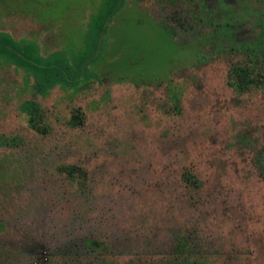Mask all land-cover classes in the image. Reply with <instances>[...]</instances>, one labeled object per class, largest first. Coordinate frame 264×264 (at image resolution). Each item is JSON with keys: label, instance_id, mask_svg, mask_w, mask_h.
I'll list each match as a JSON object with an SVG mask.
<instances>
[{"label": "rangeland", "instance_id": "obj_1", "mask_svg": "<svg viewBox=\"0 0 264 264\" xmlns=\"http://www.w3.org/2000/svg\"><path fill=\"white\" fill-rule=\"evenodd\" d=\"M237 61L264 73V0H0V264H264Z\"/></svg>", "mask_w": 264, "mask_h": 264}, {"label": "trees", "instance_id": "obj_2", "mask_svg": "<svg viewBox=\"0 0 264 264\" xmlns=\"http://www.w3.org/2000/svg\"><path fill=\"white\" fill-rule=\"evenodd\" d=\"M175 19L179 20V18ZM181 24L183 25V23ZM186 29L185 31H187ZM230 84L234 86L238 91L246 92L253 86H260L264 84V73L257 71L250 63L237 61L232 65L230 71ZM83 123V112L79 108L75 109L72 113L70 125L72 127H76L83 125ZM75 171V167H69V172L71 174H74ZM186 182L189 184L194 183L195 181H192V179L188 177L186 178Z\"/></svg>", "mask_w": 264, "mask_h": 264}]
</instances>
